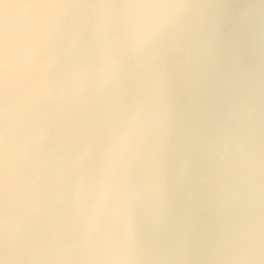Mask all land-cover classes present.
Returning <instances> with one entry per match:
<instances>
[{
	"label": "rangeland",
	"instance_id": "374dc122",
	"mask_svg": "<svg viewBox=\"0 0 264 264\" xmlns=\"http://www.w3.org/2000/svg\"><path fill=\"white\" fill-rule=\"evenodd\" d=\"M80 1L62 2L60 4L61 9L55 8L56 10L50 12L53 19L48 22L50 25L48 30L43 31V34L36 32L32 35L38 45V40L41 41L43 36L50 40L45 45L43 52L46 57L54 47L57 49L51 55L58 53V43L63 39L62 28H67L69 25L71 16ZM126 1L121 0V6L124 7ZM134 1L136 4L139 0ZM21 5L22 1L20 0H0V23L4 21L3 24H5L6 21L9 22L8 19H13L14 12ZM228 6L230 7V3H227ZM238 7L236 3L233 5L232 12H234L235 17L228 18L225 24L223 23L225 9L223 3L203 34L190 44L186 50L172 57L166 65L169 99L166 110L170 127L166 142L164 197L159 196L158 174L151 158L152 152L159 153L157 142L164 140L165 131L161 122H155L154 124L148 122L146 124V140L143 139V143L141 141L143 147L135 150L133 155L135 157L132 158L129 169V188L138 192L135 232L137 245L143 252L139 256L140 264H160L161 258L172 240L174 219L184 196L183 190L180 191L179 186L174 184V181L178 182V178L173 180L172 175L174 174V178L178 177V173L182 176L184 166L190 163L193 164L197 160L202 163L204 159H207L210 147L208 143L205 144L203 141L205 137L213 132L214 126L219 125L221 122L225 110L235 99L246 69H248L244 63L243 50L248 46H252L253 43L248 30L250 21L240 15L241 12ZM105 8L104 0H90L79 19L76 36L71 44L72 47L86 44L96 37L97 31L103 28L107 17ZM117 9L115 3L113 22L116 15L121 13L122 7L119 10ZM31 10L32 7L24 12L26 13L25 16H28ZM23 14L21 18H23ZM222 24L226 26V29L221 28ZM21 37H25V35H21ZM92 63L93 61L83 66L78 73L73 74L67 82L64 95L70 92L75 81L81 80L90 68L85 67L92 65ZM37 70L39 72V66ZM28 75L27 68L20 70L18 77L14 79L16 86L14 99H4L6 104L12 103L17 98L23 99L27 88L31 87V90L36 94L34 102L27 103L26 108L23 109V113L28 114L29 120L24 123L17 122L12 131L0 139V165L4 166V172L8 176L14 174L12 181H6L10 190H5L9 200L14 198L13 202L16 205L14 217L26 215L28 220L25 228L31 232L34 228L36 214L40 209L38 199L42 197L40 175L43 137L42 139H35L29 147L26 146L25 150H22L21 142L30 129L40 127L42 124L44 116L42 109H39L37 113L35 109L37 105L44 103L46 91L39 86L38 82L36 83V81L30 79L33 77L32 74L30 77ZM26 76L27 81L21 82L20 80H23V77ZM77 91H79L78 88ZM4 95L6 96V94ZM2 98L5 97L0 95V100H3ZM8 106L6 109H8ZM64 108L66 109V107ZM25 110L26 112H24ZM19 132L21 133L17 137ZM132 135L133 132L130 134V138ZM37 190H41L37 197L27 201V198ZM152 191L154 195L158 196L157 201H154V198L152 199ZM13 206L14 204L10 207ZM142 238L144 240L140 243Z\"/></svg>",
	"mask_w": 264,
	"mask_h": 264
},
{
	"label": "crops",
	"instance_id": "0c3cea01",
	"mask_svg": "<svg viewBox=\"0 0 264 264\" xmlns=\"http://www.w3.org/2000/svg\"><path fill=\"white\" fill-rule=\"evenodd\" d=\"M20 1L22 5L14 12L13 19L0 23L3 24L0 25V95L5 97L0 100V139L19 122L17 118L21 117L19 114L26 104L35 100L31 87L27 88L23 99L5 103L6 98L14 99V79L20 70L28 69V76H33L30 79L46 91L43 104L48 102L53 80L48 63L57 48L46 57L43 52L50 40L43 36L38 45L32 35L48 30V22L53 19L50 12L61 9L60 4L69 0ZM235 3L240 15L250 21L248 30L253 43L243 50V58L246 51L251 58L250 65L258 63L257 81L231 129L210 182L189 214L174 264H264V0H224L223 23L234 16ZM31 7V12L25 16L24 12ZM221 28L226 29V26L222 24ZM58 53L60 55L59 47ZM27 79L26 76L20 81ZM218 126L215 125L203 141L209 147ZM206 160L184 166L182 176L178 173L174 178L172 175L173 180L178 178L174 184L183 190L182 200ZM4 169L0 165V264H29L30 240L22 242L21 239L24 233L31 239L33 231L25 228L26 215L14 217V198L9 200L5 194V190H10L6 181H12L14 174L8 176ZM40 192L36 191L35 197Z\"/></svg>",
	"mask_w": 264,
	"mask_h": 264
},
{
	"label": "bare ground",
	"instance_id": "6f19581e",
	"mask_svg": "<svg viewBox=\"0 0 264 264\" xmlns=\"http://www.w3.org/2000/svg\"><path fill=\"white\" fill-rule=\"evenodd\" d=\"M192 1L139 0L135 4L134 0H127L117 17L120 25L118 39L104 45L99 59L85 67H90L88 72L80 81L73 83L68 94L64 95L63 91L62 117L106 93L127 72L134 59L166 31ZM104 3L107 17L96 37L111 27L115 15V0H104ZM65 32L66 27L62 28L63 36ZM59 59L58 53L50 58V73L55 72ZM168 100V72L165 67L143 101L129 115L121 116L106 127L99 141L101 145L83 146L76 154L72 165L75 175L72 200L77 210V222L64 244L65 264H140L139 256L143 252L137 245L135 232L138 192L129 188V169L135 150L143 147L141 141L146 140V124L161 122L165 131L164 140L156 141L159 153L152 152L150 157L158 174L159 196L164 197L166 142L170 127L166 110ZM39 109L44 114L42 124L27 132L21 142L22 150L35 139L43 137L48 102L37 105L36 113ZM17 119L24 123L29 116L22 113ZM152 195V199L157 201L158 196L153 191ZM35 196L34 192L27 201ZM38 202L42 203V197Z\"/></svg>",
	"mask_w": 264,
	"mask_h": 264
},
{
	"label": "water",
	"instance_id": "95a60500",
	"mask_svg": "<svg viewBox=\"0 0 264 264\" xmlns=\"http://www.w3.org/2000/svg\"><path fill=\"white\" fill-rule=\"evenodd\" d=\"M90 0H83L73 12L62 41L58 43L60 59L53 75L43 133L41 156L42 203L36 215L30 240L29 264H65L64 244L76 226L77 210L73 206L75 175L72 165L84 147L101 145L102 132L121 116L129 115L146 97L154 80L172 57L186 50L201 36L221 9L224 0H193L181 16L131 63L127 72L104 94L62 117L61 96L75 72L94 61L108 42L118 39V15L111 27L86 44L72 47L76 29ZM119 10L121 0H115ZM118 12V11H117ZM99 54V55H98ZM258 63L237 102L228 108L214 134L209 155L196 182L188 190L176 212L172 240L160 264H174L180 249L185 224L210 182L224 145L242 108L255 87ZM100 135V137H99Z\"/></svg>",
	"mask_w": 264,
	"mask_h": 264
},
{
	"label": "trees",
	"instance_id": "16d2710c",
	"mask_svg": "<svg viewBox=\"0 0 264 264\" xmlns=\"http://www.w3.org/2000/svg\"><path fill=\"white\" fill-rule=\"evenodd\" d=\"M249 58H250V55L245 51L244 61H245V64H246L248 69H246V73H245L244 79L241 82V85L239 87V91H238L237 95L235 96V99L233 100V102L230 104V106L228 108H230L231 106H233L237 102V100L239 99V97L241 95V92H242V90H243V88H244V86H245V84L247 82V79H248V77L250 75V67H251V65H250L249 62H251V58L250 59ZM246 62H248V64Z\"/></svg>",
	"mask_w": 264,
	"mask_h": 264
},
{
	"label": "built area",
	"instance_id": "2783aa9c",
	"mask_svg": "<svg viewBox=\"0 0 264 264\" xmlns=\"http://www.w3.org/2000/svg\"><path fill=\"white\" fill-rule=\"evenodd\" d=\"M35 222V221H34Z\"/></svg>",
	"mask_w": 264,
	"mask_h": 264
}]
</instances>
